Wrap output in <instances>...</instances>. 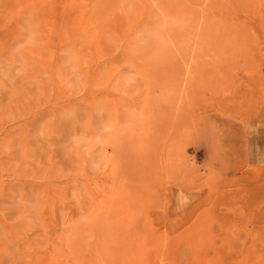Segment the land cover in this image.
Instances as JSON below:
<instances>
[{"label":"rangeland","instance_id":"obj_1","mask_svg":"<svg viewBox=\"0 0 264 264\" xmlns=\"http://www.w3.org/2000/svg\"><path fill=\"white\" fill-rule=\"evenodd\" d=\"M0 264H264V0H0Z\"/></svg>","mask_w":264,"mask_h":264}]
</instances>
